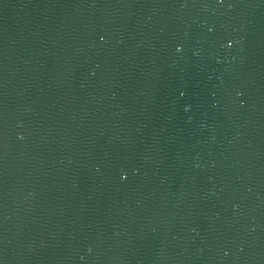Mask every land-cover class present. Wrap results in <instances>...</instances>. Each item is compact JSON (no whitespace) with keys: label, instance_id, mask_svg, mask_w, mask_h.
<instances>
[{"label":"water","instance_id":"water-1","mask_svg":"<svg viewBox=\"0 0 264 264\" xmlns=\"http://www.w3.org/2000/svg\"><path fill=\"white\" fill-rule=\"evenodd\" d=\"M0 264H264V0H0Z\"/></svg>","mask_w":264,"mask_h":264}]
</instances>
